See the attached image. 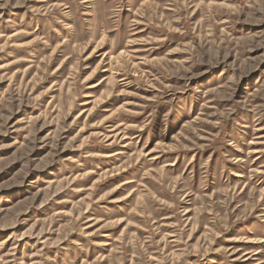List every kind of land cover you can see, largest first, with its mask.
Instances as JSON below:
<instances>
[{
    "label": "rangeland",
    "instance_id": "374dc122",
    "mask_svg": "<svg viewBox=\"0 0 264 264\" xmlns=\"http://www.w3.org/2000/svg\"><path fill=\"white\" fill-rule=\"evenodd\" d=\"M0 264H264V0H0Z\"/></svg>",
    "mask_w": 264,
    "mask_h": 264
}]
</instances>
